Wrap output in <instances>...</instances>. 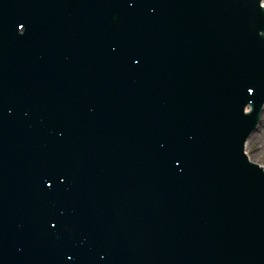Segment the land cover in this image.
Instances as JSON below:
<instances>
[{"label":"water","instance_id":"95a60500","mask_svg":"<svg viewBox=\"0 0 264 264\" xmlns=\"http://www.w3.org/2000/svg\"><path fill=\"white\" fill-rule=\"evenodd\" d=\"M167 1L166 14L154 0H51L31 15L16 6L20 13H10L18 24L52 23L39 36L45 47L39 51L16 57L17 36L0 40V264H106L104 255L116 248L127 260L133 256L151 264H264V174L239 157L238 147L248 123L239 105L264 84V25L257 29L262 24L257 0H193L190 14L181 0ZM222 3L234 8L223 10ZM207 9L221 16L224 26L204 21ZM234 13L241 16L229 23ZM44 14L48 17L41 19ZM162 18L165 26L157 28ZM225 41L234 54L224 49ZM47 75L57 76L54 88L43 85ZM29 92L61 100L45 104L38 120L48 111L53 116L41 118L36 129H14L35 114L23 110L33 103L23 101ZM38 131H48L49 139L25 142ZM73 154L84 155L66 168L74 176H59ZM22 164H28L25 171ZM48 173L60 189L45 179ZM67 181L82 193L64 187ZM18 186L24 201L18 205L34 214L36 228L43 215L60 219V226L19 227L20 215L4 212L17 207L11 199ZM62 189L73 193L64 196ZM110 190L117 201L109 197L105 206L128 223L137 220L136 226L114 229L113 239H99L87 227L78 230L76 216L83 212L84 223L98 210L101 217V200ZM75 197L85 202L77 200L78 205ZM161 197L178 216L162 221V229L157 215L163 207L153 210ZM138 219H143L139 226ZM98 224L106 229L102 235L113 234L105 219ZM86 235L106 253L93 259L85 247L73 246L72 238Z\"/></svg>","mask_w":264,"mask_h":264},{"label":"rangeland","instance_id":"374dc122","mask_svg":"<svg viewBox=\"0 0 264 264\" xmlns=\"http://www.w3.org/2000/svg\"><path fill=\"white\" fill-rule=\"evenodd\" d=\"M255 135L260 138V141L264 140V123ZM259 145L260 142L251 144V147L249 146V154L256 163L264 166V147L261 149Z\"/></svg>","mask_w":264,"mask_h":264},{"label":"bare ground","instance_id":"6f19581e","mask_svg":"<svg viewBox=\"0 0 264 264\" xmlns=\"http://www.w3.org/2000/svg\"><path fill=\"white\" fill-rule=\"evenodd\" d=\"M260 116H261V114H260ZM263 123H264V112H263V115L261 116V124H260V126L263 125ZM260 126H259V128H260ZM256 133H257V131H255L253 134H250L249 140H248L249 142L247 143V145L245 147V152L246 153H249V146L251 147V144H254V143H257V142H260L259 146H260L261 149H263L264 140L260 141V138L256 137V135H255ZM249 156H250V154H249ZM249 160L255 162L252 157H250Z\"/></svg>","mask_w":264,"mask_h":264},{"label":"snow or ice","instance_id":"6c2138e0","mask_svg":"<svg viewBox=\"0 0 264 264\" xmlns=\"http://www.w3.org/2000/svg\"><path fill=\"white\" fill-rule=\"evenodd\" d=\"M20 28H24V24L20 25ZM253 89L249 88V91H252Z\"/></svg>","mask_w":264,"mask_h":264}]
</instances>
